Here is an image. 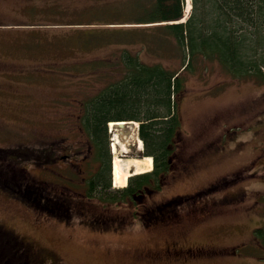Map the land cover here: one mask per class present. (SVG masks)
<instances>
[{
  "label": "rangeland",
  "instance_id": "rangeland-1",
  "mask_svg": "<svg viewBox=\"0 0 264 264\" xmlns=\"http://www.w3.org/2000/svg\"><path fill=\"white\" fill-rule=\"evenodd\" d=\"M150 2L0 0V67L7 72L0 73V147L28 149L36 162L18 163L26 167L27 176L46 182L50 191H63L76 204L75 211L60 220L37 213L0 188V225L41 249V257H49L44 264H264V249L254 235L257 227L264 228V82L233 78L209 59L181 71L184 99L179 110L184 138L191 133L193 142L214 145L195 172L169 179L150 197L161 200L206 188L208 213L199 220L183 218L179 239L192 248L219 249L162 263L151 254L165 238L175 237L173 227L149 229L131 222L114 229L91 222L127 213L130 205L115 200L105 208L98 197L86 196L85 182L98 163L89 154L90 142L80 123L82 102L120 76L124 48L145 63L178 71L184 65L174 41L154 32L155 23L135 22L136 7L141 5L142 11ZM189 13L185 5L179 21ZM118 130L107 123L111 190L122 188L113 185V156L140 159L129 144L127 152L119 144L116 150L111 146L115 133L133 143L135 124ZM41 150L55 157L42 163L35 158L43 159ZM150 160V165L144 160L139 168L129 166L128 173L131 168L151 169ZM127 184L128 177L123 187ZM188 206L180 207L181 215Z\"/></svg>",
  "mask_w": 264,
  "mask_h": 264
},
{
  "label": "trees",
  "instance_id": "trees-1",
  "mask_svg": "<svg viewBox=\"0 0 264 264\" xmlns=\"http://www.w3.org/2000/svg\"><path fill=\"white\" fill-rule=\"evenodd\" d=\"M185 4L186 0H151L142 11L138 5L134 17L137 23H155L152 26L160 38L170 37L174 41L181 65L186 63L183 69L145 63L132 50L124 48L120 76L82 102L80 123L90 142L89 154L98 163L97 171L85 182L86 196L98 197L105 208L129 194V187L110 189L108 121L140 120L145 148L155 155V165H160L164 162V149L174 137V124H179L176 101L184 84L181 71L191 70L197 61L209 59L233 78L264 82V0H191L189 15L179 21ZM13 152L0 147V188L37 213L66 220L75 211L73 197L63 191H50L46 182L27 176L26 167L18 163L35 161L28 149ZM41 153L42 160L35 158L42 163L55 157L52 151L50 156L49 151ZM147 174H141V185L147 183V176L142 177ZM174 202L165 200L159 206H174ZM254 235L264 249V228L257 227ZM40 252L31 241L0 225V264H44L49 257H41Z\"/></svg>",
  "mask_w": 264,
  "mask_h": 264
},
{
  "label": "flooded vegetation",
  "instance_id": "flooded-vegetation-1",
  "mask_svg": "<svg viewBox=\"0 0 264 264\" xmlns=\"http://www.w3.org/2000/svg\"><path fill=\"white\" fill-rule=\"evenodd\" d=\"M1 69L3 68L0 67V73H7L6 70ZM183 99L184 97L180 96L176 101V111L179 117L181 115L179 108L181 107ZM135 120L137 123H135L136 133L134 142L127 143V145L129 144V146L134 147L135 150L138 151L135 156L139 157L140 159L141 157L144 158L145 155L151 156V171L148 172L149 174L142 176H147V183H143L141 185V170L138 171L131 168L132 172L129 173L128 184L126 185V187H129V194L128 197L124 199L126 203L130 205V208L127 209V213H117L116 216L107 214L106 217L94 219L93 221L98 224V227H113L114 229H125L132 224L131 222L136 224L137 227H141V223H143V226L149 229H158L164 226L173 227L172 230H174L173 235L175 237L170 236V238H165V244L158 250L152 251L154 253L151 254V256L155 261L174 263L175 261L196 258L201 253L207 252L210 248L212 251L218 250L219 248H217L215 245L210 247H204L208 245H202L201 247L197 248L195 247L197 245H195L194 248H192L193 244L184 242L182 243L179 239L182 235L180 231L182 230L181 227H183L181 223L183 218L186 220L188 217H192L188 221L199 220L205 217L208 213L206 210L208 207H205L207 206L208 201H204V196L207 193L206 188L190 193H176L164 197L161 200L150 197L154 194V192H160L162 190L161 187L168 185L167 181L169 179H183L185 176H187V174H192V171L195 172L199 164V160L208 154L209 148L214 145V141L211 143V145L210 143L205 145L204 143L200 144L193 142L191 139H189L191 137V133H189L187 137L184 138L185 135L181 133L183 123L181 118H179V124H174V130L172 132L174 137L164 149L163 164L161 163L160 165H155V155L145 148V143L141 154V147L138 144V141L142 138L140 131L141 121L137 119ZM176 133L178 134L175 137ZM84 160H86L85 156ZM87 161L89 160L87 159L85 162ZM79 163H81V161ZM79 169H82L81 166ZM84 177L85 176H81V179L86 178ZM124 200L122 199L121 202ZM165 200H171L172 202L175 200V205L170 207H160L159 204L163 203ZM184 204L185 206L187 204L189 206L186 209V213L181 215L180 207L184 206ZM139 255V258L141 259V251Z\"/></svg>",
  "mask_w": 264,
  "mask_h": 264
},
{
  "label": "bare ground",
  "instance_id": "bare-ground-1",
  "mask_svg": "<svg viewBox=\"0 0 264 264\" xmlns=\"http://www.w3.org/2000/svg\"><path fill=\"white\" fill-rule=\"evenodd\" d=\"M186 6L188 8H190V0H186ZM118 123H120V121H110L109 124L111 125V127L113 128L114 125H118ZM122 123H125L124 121H122ZM139 146L140 141H138ZM118 144L120 145V147L122 148L123 151H127L126 150V146H127V141H121L120 138L117 136V134H114V141L112 142L111 146L113 147V150L117 149ZM145 161L146 164L150 165V157L147 158H142V159H138V158H133L131 160H123L121 159L117 154H115L113 156L112 159V177H113V183L119 187H123L126 183V179L129 176V173L127 171L128 167L130 166H134L136 168H139V164H141L142 161ZM149 169V168H148ZM146 169V170H148ZM139 170V169H138ZM145 171V169H142L141 172Z\"/></svg>",
  "mask_w": 264,
  "mask_h": 264
},
{
  "label": "water",
  "instance_id": "water-1",
  "mask_svg": "<svg viewBox=\"0 0 264 264\" xmlns=\"http://www.w3.org/2000/svg\"><path fill=\"white\" fill-rule=\"evenodd\" d=\"M121 121H124V119L120 120V123H118V125H117L118 127H124V123H122Z\"/></svg>",
  "mask_w": 264,
  "mask_h": 264
}]
</instances>
